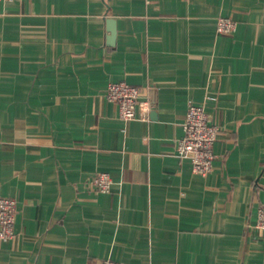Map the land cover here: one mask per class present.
Returning a JSON list of instances; mask_svg holds the SVG:
<instances>
[{
	"label": "crops",
	"instance_id": "crops-1",
	"mask_svg": "<svg viewBox=\"0 0 264 264\" xmlns=\"http://www.w3.org/2000/svg\"><path fill=\"white\" fill-rule=\"evenodd\" d=\"M122 81L147 120L107 100ZM192 103L222 129L206 176L176 151ZM3 197L0 264H264V0L0 1Z\"/></svg>",
	"mask_w": 264,
	"mask_h": 264
},
{
	"label": "built area",
	"instance_id": "built-area-1",
	"mask_svg": "<svg viewBox=\"0 0 264 264\" xmlns=\"http://www.w3.org/2000/svg\"><path fill=\"white\" fill-rule=\"evenodd\" d=\"M6 1V0H0ZM150 1V0H148ZM237 23L226 17L218 20L217 31L220 34L235 33ZM142 89L126 82L110 83L106 98L117 106L119 117L129 121L137 117L140 109L141 119L147 120L151 110L148 100L142 99ZM184 136L177 141L176 151L182 158L192 162L193 172L202 176L208 175L214 168V145L222 133L219 124L215 123L205 104H190L184 123ZM113 183L107 173L95 174L89 186L96 192H109ZM17 200L14 197L0 199V243L11 241L16 237L15 220ZM257 227L264 230V206L259 210ZM95 264H124L115 260H101Z\"/></svg>",
	"mask_w": 264,
	"mask_h": 264
}]
</instances>
